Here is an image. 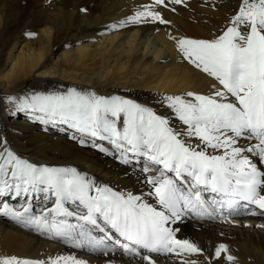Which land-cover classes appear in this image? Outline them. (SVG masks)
<instances>
[{"label":"bare ground","instance_id":"obj_1","mask_svg":"<svg viewBox=\"0 0 264 264\" xmlns=\"http://www.w3.org/2000/svg\"><path fill=\"white\" fill-rule=\"evenodd\" d=\"M15 1L19 6L27 7L33 0ZM44 1L39 0V5ZM114 1L117 0H104L107 6ZM77 2L93 5L99 0ZM211 4L209 0H202L196 7L187 4L185 8L187 14L206 19L215 16L211 13ZM122 8V0H119L105 14L101 10V14L90 19L79 9L67 11L65 6H54L36 19L26 22L14 19L10 24L0 11V141H3L0 149L8 147L38 164L73 167L97 187H109L125 197H140L141 202L164 211L150 182L151 177L160 175L157 168L161 166L131 152L122 155L109 139L81 134L58 121L44 123L36 118L40 113L20 112L17 108L22 99L33 94L75 88L105 97L120 96L149 106L158 115L170 118L174 128L184 131L186 126L167 106L166 97L183 96L186 92L208 95L216 83L184 57L177 41L181 38L209 39L203 38L205 33L200 26L188 23L179 12L161 29L139 23L121 26V21L134 15L126 14L127 9L121 11ZM204 29L208 33L211 28ZM31 79L32 87L22 88ZM239 142L245 147L256 143L251 137H242ZM124 159L130 162L124 163ZM254 162L264 170V163L259 158ZM145 168L148 171H144ZM168 175L174 177L172 173ZM92 194H96L95 189ZM204 194L215 198L210 191L202 192ZM43 195L22 193L16 197L12 193L8 197L0 196V208L4 202L15 205L21 202L23 204L14 211L22 212L31 207V216H39L41 211L54 206L55 198L49 196L45 200L41 198ZM65 206L69 210L77 209V205L70 202ZM82 210L80 205L78 213ZM208 211L212 208L208 207ZM11 214L13 221L5 217V212H0V257L43 261L74 257L85 264H149L143 258L147 255L155 264H185V261L264 264V210L255 205H250L249 209L240 207L231 214L229 211L222 215L217 212L213 218L199 215L194 210H184L178 220H169L166 226L175 233L177 240H189L202 250L196 253H157L139 249V254H134L114 247L112 241L107 242L108 248L101 249L102 245L94 246L86 239L77 246L73 240L53 232L24 227L27 223L15 220L17 217ZM56 219L65 220L61 216ZM68 222L83 224V230L99 236L83 221L72 218ZM78 233L74 235L81 239ZM220 244H225L228 252L216 258L215 250ZM229 254L235 257L234 262L226 259Z\"/></svg>","mask_w":264,"mask_h":264},{"label":"snow or ice","instance_id":"obj_2","mask_svg":"<svg viewBox=\"0 0 264 264\" xmlns=\"http://www.w3.org/2000/svg\"><path fill=\"white\" fill-rule=\"evenodd\" d=\"M173 2L180 4L183 0ZM156 5L167 7L165 0H154V4L145 5L127 21H121V26L146 22L148 18L168 23L155 10ZM177 43L185 58L217 82L208 95L186 92L183 96L166 97L167 106L186 126L184 131L174 128L170 118L158 115L149 106L75 88L36 93L17 105L20 112L40 113L36 118L44 123L58 121L81 134L109 139L122 155L131 152L161 166L157 168L160 175L151 177L150 182L164 211L141 202L140 197H125L109 187H97L73 167L30 162L4 147L0 149V196L42 193V199H55L54 206L39 216L25 217L29 208L16 212L7 202L0 212H11L41 231L73 240L77 246L84 239L97 246L108 240L125 252L139 254V249L157 253L201 252L195 243L177 240L166 226L169 220H178L184 210L209 218L215 212L227 209L231 214L240 207L249 209L250 205L264 210V170L254 162L259 158L264 163V0H239L225 30L211 40L181 38ZM242 137H251L256 143L245 147L239 142ZM205 191L215 194L212 211H208L202 196ZM67 202L76 204L77 209L69 210ZM80 205L85 210L83 215H78ZM252 214H256L254 209ZM57 216H78L105 235L97 238L91 231L83 230L81 224V239H77V226L57 220ZM101 221L105 227L100 226ZM227 252V246L220 244L215 257L221 258ZM143 258L155 264L151 256ZM226 259L235 261L230 254ZM0 264L85 262L74 257L43 261L7 256L0 257Z\"/></svg>","mask_w":264,"mask_h":264},{"label":"rangeland","instance_id":"obj_3","mask_svg":"<svg viewBox=\"0 0 264 264\" xmlns=\"http://www.w3.org/2000/svg\"><path fill=\"white\" fill-rule=\"evenodd\" d=\"M118 1L119 0L114 1L113 3H109L110 5L107 6L104 0H99V2L94 3L93 5L83 2H77V0H45L43 4H40V7L39 0H33L30 2V4L27 5V7H25L26 5L19 6L15 0H0V11L5 15L7 24L12 23L14 19H16V21H19L20 19V22H26L36 19L38 15L44 14L45 11H50V9L54 6H65L67 11L79 9L82 13L87 15V18L93 19L97 15L101 14V10H103L105 14L110 9V6L117 5ZM153 1L154 0H122L123 8L121 9V11H125L127 9L126 14H135L137 11L143 10L145 5L154 4ZM201 1L202 0H192V2L189 3L183 0L182 3L175 4L173 0H165V4L167 5V7H164V5H156L155 10L159 11L164 20H166L167 22L173 21L170 17L176 15L177 12L183 14V17L188 20V23L200 26V28L205 33V36H203V38L211 40L218 34H220L222 30H225L229 19L236 11L239 0H209L212 2L211 13L215 15L212 18H198L196 16L187 14V10L185 8L187 4H192L196 7L199 3H201ZM82 9H84V11H82ZM114 9L115 8H113V10ZM173 9H175V11H173ZM139 25L157 26L158 29H161L164 26V23H160L158 20L153 21L148 18L146 22H140ZM204 28L211 29L207 33V30H205ZM32 85L33 80L31 79L28 80V83L24 85L25 87L23 86L22 88H31Z\"/></svg>","mask_w":264,"mask_h":264}]
</instances>
